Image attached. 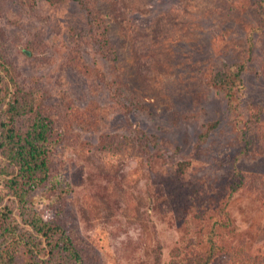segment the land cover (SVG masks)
I'll return each mask as SVG.
<instances>
[{
    "label": "rangeland",
    "instance_id": "374dc122",
    "mask_svg": "<svg viewBox=\"0 0 264 264\" xmlns=\"http://www.w3.org/2000/svg\"><path fill=\"white\" fill-rule=\"evenodd\" d=\"M0 55L53 126L31 207L0 185L21 226L57 223L83 264L210 236V264H264V0H0ZM237 63L229 98L210 78Z\"/></svg>",
    "mask_w": 264,
    "mask_h": 264
},
{
    "label": "trees",
    "instance_id": "16d2710c",
    "mask_svg": "<svg viewBox=\"0 0 264 264\" xmlns=\"http://www.w3.org/2000/svg\"><path fill=\"white\" fill-rule=\"evenodd\" d=\"M106 30L107 26H104L103 33ZM243 70V64L231 65L212 75L210 83L232 98L240 91ZM0 102L6 103L0 113V185L21 206L29 209L31 191L42 187L49 178V145L53 126L50 118L40 110L36 97L19 84L14 69L2 55ZM127 104L129 106L126 103L123 106L125 109H135L130 106L132 103ZM37 235L41 238L34 240ZM202 239L190 240V257L174 251L172 255L175 258L171 264H181L183 255L185 264H210L217 257L213 251V236L209 240ZM22 252L25 255L24 264H83L72 237L60 225L33 212L21 226L13 216L11 205L5 202V195L0 192V264H16Z\"/></svg>",
    "mask_w": 264,
    "mask_h": 264
}]
</instances>
